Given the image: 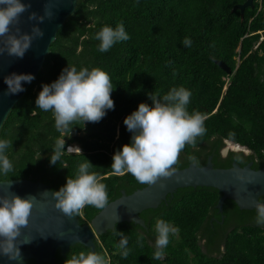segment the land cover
<instances>
[{"label":"trees","instance_id":"16d2710c","mask_svg":"<svg viewBox=\"0 0 264 264\" xmlns=\"http://www.w3.org/2000/svg\"><path fill=\"white\" fill-rule=\"evenodd\" d=\"M242 0H77L50 43L36 77L12 106L0 127V140L11 141L6 155L13 165L0 181H40L58 191L68 176L75 177L80 163L106 185L109 202L122 193L131 194L145 185L131 174L115 175L111 169L117 150L131 142L125 118L140 103L152 105L149 93L163 96L172 87L191 92L189 112L205 115L206 134L197 146L186 145L174 167L182 169L190 156L199 167L210 158L214 168H229L251 161L252 169L264 166V9L246 7L242 16L233 11ZM123 23L130 39L100 52L95 35L105 25ZM190 38L191 46L182 41ZM262 37V38H261ZM214 60L230 69L226 74ZM68 65L79 71L99 67L112 81L114 109L99 122H76L65 133L84 130V135L65 141V151L55 164L50 157L62 132L55 128L51 112L35 103L44 84L57 80ZM229 133H234L230 136ZM246 148L249 154L220 150L226 142ZM78 145L77 152L67 146ZM73 151V150H70ZM221 191L208 186H187L168 193L156 207L139 212L144 227L121 221L96 236L93 251L109 264H264V225L256 223L254 209H241L225 198L222 210L217 202ZM264 200V194L259 197ZM100 211L86 206L78 216L80 224ZM163 219L178 229L170 235L162 259H154L155 224ZM121 231L128 238L127 258L119 254ZM140 237H143L141 240ZM92 251L80 243L55 253L53 264H65L71 254ZM28 264H52L48 261Z\"/></svg>","mask_w":264,"mask_h":264},{"label":"clouds","instance_id":"9594fccd","mask_svg":"<svg viewBox=\"0 0 264 264\" xmlns=\"http://www.w3.org/2000/svg\"><path fill=\"white\" fill-rule=\"evenodd\" d=\"M30 7V4H25L22 0H0V55L6 52L10 57L23 58L33 40L44 36L38 24L43 23L45 17L51 18L52 10L46 4L44 15L29 13L28 20L36 23L28 33L22 31L20 18ZM95 39L100 41L98 50L107 52L116 43L127 41L130 37L123 23H120L115 28L105 25L96 33ZM182 43L187 47L191 46L190 38L186 37ZM33 79L31 74L12 73L4 78V82L8 86V93L16 94L24 90L22 82L30 83ZM112 90L110 76L101 68L89 70L84 67L78 71L75 66L68 65L57 80L42 86L35 103L38 109L53 114L55 128L64 133L76 122H99L107 110L114 109ZM191 95L183 86L172 87L162 97L149 93L152 105L142 102L137 110L125 118L124 124L132 134L131 142L123 145L122 150H117L113 155L111 169L115 175L131 174L138 183L151 186L161 178H171L176 173L174 166L179 162L181 151L186 145L195 148L197 137L204 136L207 131L205 115L197 110H188ZM229 135L234 136V133ZM62 137L57 138L54 144L50 157L53 165L65 151V140ZM11 143L9 140H0V173L4 175L13 171V165L6 155ZM76 146L74 151H68L77 152L79 147ZM189 160L196 167L199 166V161L194 156H190ZM92 166L88 159L80 163L75 177L68 176L66 184L51 193L55 209L69 218L82 215L86 206L103 210L109 205L106 185L101 182L97 173L90 171ZM237 178L242 183H251L240 171H237ZM35 201V196L21 198L14 192L0 195V255L11 261H20V245L31 242L18 238L22 229L29 224ZM254 210L257 214L256 223L264 225V200L256 201ZM177 232L178 229L171 223L157 219L154 259L163 258V250L169 244L170 235ZM116 234L121 237L119 254L127 258L130 252L128 238L121 231ZM65 264H109V261L95 251H81L71 254Z\"/></svg>","mask_w":264,"mask_h":264},{"label":"water","instance_id":"95a60500","mask_svg":"<svg viewBox=\"0 0 264 264\" xmlns=\"http://www.w3.org/2000/svg\"><path fill=\"white\" fill-rule=\"evenodd\" d=\"M76 1L22 0L23 3L31 5L28 12L20 18V27L23 32L30 33L33 24L36 23L28 20L29 13L35 12L42 16L47 4L53 15L51 18L45 17L43 23L38 24L44 32V36L33 40L31 48L26 51L23 58L10 57L6 52L0 55V127L12 106L23 96L31 83L22 82L23 91L9 94L4 78L12 73L31 74L34 78L36 77L50 43L55 39L57 31L65 19L74 11ZM246 7H252V0L236 4L232 10L239 9L242 16ZM214 61L226 74H231V69L223 61ZM83 135L84 130L82 129L79 132H64L60 138L63 136L62 138L67 141L74 136L82 137ZM250 164L239 166L232 162L229 168H214L210 158H207V163L201 167L190 163L185 168L176 169V173L171 178H161L156 184L145 185L129 195L122 193L120 197L110 201L105 209L100 210L90 222L85 224H80L78 216L69 218L55 209V200L51 194L54 191L48 185L40 181L19 179L0 181V195H9L14 192L21 198H26L29 195L36 197L29 224L22 229L21 236L18 238L21 241L31 240L30 243L20 245L22 259L11 261L0 255V264H28L29 259H33L36 263L48 261L53 264L58 249L63 253L69 246L76 243L89 247L93 251L97 235L107 229H113L115 224L121 221H133L143 226L144 222L140 218L139 212L146 208L156 207L168 193H172L180 187L208 186L220 190L222 194L217 202L219 211L222 210L225 198L233 199L241 209H253L255 202L264 194V166L255 170L250 167ZM237 171L242 172L251 180V183H242L237 178ZM46 191L48 193L43 194Z\"/></svg>","mask_w":264,"mask_h":264},{"label":"flooded vegetation","instance_id":"af4514ba","mask_svg":"<svg viewBox=\"0 0 264 264\" xmlns=\"http://www.w3.org/2000/svg\"><path fill=\"white\" fill-rule=\"evenodd\" d=\"M245 0H242L241 2H239V3H236V4H240V3H243ZM235 4V5H236ZM257 5V9H256V13H258L259 11H261V10H263L264 9V0H252V7H250V8H253L254 6H256ZM245 10V9H244ZM262 38V37H261ZM69 145H72V143L71 144H69ZM73 145H76V144H73ZM70 150H72V148H70ZM74 150V149H73ZM230 150H232V151H242L244 154H249L250 153V151L248 150V149H246L245 147L244 148H242V147H237L236 145L235 146H233V148H225V146L220 150V155L222 156V157H225L227 154H228V152L230 151ZM232 162H234V161H232ZM248 163H251V161H249ZM247 163V164H248ZM251 165V164H250ZM258 200H259V198H258ZM254 209V208H253ZM251 210V209H250Z\"/></svg>","mask_w":264,"mask_h":264},{"label":"rangeland","instance_id":"374dc122","mask_svg":"<svg viewBox=\"0 0 264 264\" xmlns=\"http://www.w3.org/2000/svg\"><path fill=\"white\" fill-rule=\"evenodd\" d=\"M73 144H75V143H72V145H73ZM73 146H74V145H73ZM233 146H234L233 144L226 142V146H225V148H228V147H229V148H233ZM71 148H72V150H73V149H76L75 147H71Z\"/></svg>","mask_w":264,"mask_h":264},{"label":"bare ground","instance_id":"6f19581e","mask_svg":"<svg viewBox=\"0 0 264 264\" xmlns=\"http://www.w3.org/2000/svg\"><path fill=\"white\" fill-rule=\"evenodd\" d=\"M69 147H75V148L77 149V146H76V145H74V146H73V145H70ZM69 147H68V150L70 151V148H69ZM74 150H75V149H74ZM74 150H73V151H74Z\"/></svg>","mask_w":264,"mask_h":264}]
</instances>
